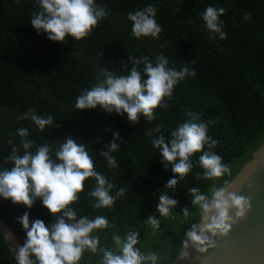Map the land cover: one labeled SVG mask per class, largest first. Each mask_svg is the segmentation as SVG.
Here are the masks:
<instances>
[{"label":"trees","instance_id":"16d2710c","mask_svg":"<svg viewBox=\"0 0 264 264\" xmlns=\"http://www.w3.org/2000/svg\"><path fill=\"white\" fill-rule=\"evenodd\" d=\"M107 9L108 15L99 21L91 34L79 41L66 37L64 43L47 39L37 33L31 24L35 0H0V170L11 167L7 161L20 137L12 136L20 128H27L34 147L49 144L51 155L63 139L69 136L88 144L89 155L95 170L115 185L111 195L120 188L125 195L116 199L111 208L94 209V201L87 192L95 187V179L88 178L80 200L70 205L77 217L94 219L107 217L113 227L97 231L101 246H112V234L124 236L129 231L139 232L141 251L159 252L162 264H170L181 250L185 232L191 223L198 221L192 209L188 191L196 187L208 192L211 180H196L199 156L190 159L192 171L179 181L175 188L165 185L173 178L171 165L167 170L161 163L158 150L152 145L149 129L163 125L161 133L170 139V133L186 119V109L201 115V121L214 120L208 125V135L218 141L213 151L230 167V175L217 179V185L229 183L241 172L264 145V0H95ZM151 4L156 8V21L162 31L158 39L132 36V23L128 13L142 10ZM225 8L220 17L222 31L210 33L202 14L207 7ZM246 12L251 20L243 19ZM154 54L168 58V67L179 71L185 62L196 70L186 76L166 98L168 108H157L156 119L147 121L143 116L131 124L127 115L108 114L97 107L77 110L75 101L84 89L97 83L100 69L107 68L114 75H128L132 67L128 55L148 57L155 62ZM192 61H196L192 64ZM144 65L139 69L143 70ZM127 68V69H126ZM29 109L41 117L52 116L53 125L44 132L30 120H20ZM118 132L119 150L112 153L117 168L108 167L100 156ZM154 136L159 134H153ZM13 143L9 144L8 141ZM207 151V146H205ZM23 148L20 147V153ZM168 193L178 201L172 216L165 218L156 212L159 196ZM192 212L187 220L182 210ZM30 213V222L41 219L50 225L55 217L37 199L31 209L14 205L0 197V220L9 226L23 245L26 233L17 218ZM155 215L161 222L160 230L152 234L144 221ZM174 217V218H173ZM15 252L0 232V264H16ZM101 256L85 252L80 264H99Z\"/></svg>","mask_w":264,"mask_h":264},{"label":"clouds","instance_id":"9594fccd","mask_svg":"<svg viewBox=\"0 0 264 264\" xmlns=\"http://www.w3.org/2000/svg\"><path fill=\"white\" fill-rule=\"evenodd\" d=\"M35 11L31 17V24L37 33H45L47 39L64 43L66 37L79 41L88 37L99 21L107 15V9L98 6L95 0H35ZM225 8L207 7L202 14L206 29L213 34H219L221 40L226 39V33L221 29L223 22L220 17L225 14ZM157 10L151 4L142 10L128 13L127 19L132 23L131 34L136 39L151 37L158 39L162 31L157 23ZM243 19L251 20V13L246 12ZM155 62L148 57L135 58L128 55L132 67L128 75L116 76L111 70L102 68L97 75V83L90 89H84L75 101L77 110H92L101 108L108 114L127 115L131 124L139 122L141 116L147 121L156 119L157 108L167 109L166 98L171 99L175 86L186 76H195L196 70L189 68L187 62L177 71L168 67L169 61L163 54H154ZM195 64L196 61H192ZM144 65L143 70L139 69ZM127 69V68H126ZM187 119L170 133V139L161 133L163 125L149 129L146 135L153 137L152 145L158 150L161 163L167 170L171 165L173 178L167 181L165 187L175 188L179 181L192 171L193 163L190 159L196 153L199 156L198 167L203 172H197L196 180H211L213 183L208 192H201L199 188H190L192 209H196L199 219L191 223L185 232L179 258L188 257L191 246L201 254L216 247L217 237H227L234 224L244 219L251 209L250 200L239 195L235 188L224 181L217 185V179L230 173V167L222 162V157L213 149L218 141L208 135V125L215 124L214 120L201 121V115L186 109ZM18 119H30L44 132L46 127L53 125V117H41L29 109ZM159 134L154 136L153 134ZM12 136L20 137V145L11 149L5 163L11 167L0 170V197L10 200L12 204H21L31 209L37 199L48 209L55 220L46 225L41 219L30 222V213L25 212L18 217L26 233L22 246L15 249L16 264H80L85 252L99 254V264H162L157 251H141L139 232L129 231L121 236L112 234V246H101L97 231L113 227L107 217L98 215L94 219L85 216L77 217V212L70 205L80 200L84 192V182L88 178L95 179V187L87 192V196L94 203V209L111 208L116 199L125 195V189L120 188L115 195H111L115 185L107 177L95 170L94 161L89 155L88 144L69 136L63 139L52 157V148L43 144L34 147L27 139L29 131L20 128ZM113 140L106 151L100 156L107 161L108 167L115 169L119 165L112 153L119 150L120 139L118 132H113ZM9 144L13 141L10 139ZM207 146V151H205ZM23 148V154L20 153ZM156 212L168 218L178 201L170 198L168 193L159 196ZM192 212L188 208L182 210V216L187 220ZM174 218V217H173ZM155 235L160 230L161 222L155 215H149L145 221Z\"/></svg>","mask_w":264,"mask_h":264},{"label":"water","instance_id":"95a60500","mask_svg":"<svg viewBox=\"0 0 264 264\" xmlns=\"http://www.w3.org/2000/svg\"><path fill=\"white\" fill-rule=\"evenodd\" d=\"M229 184L250 200L247 216L233 225L227 237H217L216 247L207 253L201 254L190 246L187 258H179L180 250L170 264H264V145ZM0 232L14 252L22 246L1 220Z\"/></svg>","mask_w":264,"mask_h":264}]
</instances>
